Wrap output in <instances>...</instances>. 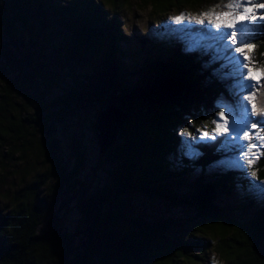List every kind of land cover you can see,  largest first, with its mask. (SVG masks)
<instances>
[{
	"label": "trees",
	"instance_id": "trees-1",
	"mask_svg": "<svg viewBox=\"0 0 264 264\" xmlns=\"http://www.w3.org/2000/svg\"><path fill=\"white\" fill-rule=\"evenodd\" d=\"M134 1L151 16L211 2ZM60 2L0 0V264H202L209 252L220 264H264L255 194L215 202L252 185L251 172L208 177L220 158L216 141L197 143L198 157L185 159L176 135L210 120L217 97L227 96L218 75L199 66L206 58L168 40L163 60L125 64L134 56L121 46L128 37L118 17L130 0ZM254 53L264 67V35ZM252 102L264 108V81ZM107 104L125 117L100 152L96 120ZM254 168L264 180V149ZM7 172L18 182L8 185ZM138 193L191 215L144 219L132 201Z\"/></svg>",
	"mask_w": 264,
	"mask_h": 264
},
{
	"label": "rangeland",
	"instance_id": "rangeland-1",
	"mask_svg": "<svg viewBox=\"0 0 264 264\" xmlns=\"http://www.w3.org/2000/svg\"><path fill=\"white\" fill-rule=\"evenodd\" d=\"M256 2H260V0H256ZM59 3L62 4L63 2ZM229 3H235V0H211L209 4L205 3L206 5L198 6L194 10H187L184 9L179 12L170 13L168 12L166 15L165 13H162L158 8L154 11V16H151L149 7L145 5H141L134 0H130V3L126 5L125 11L123 9L119 10V17L118 20L122 24L121 30L122 34L126 35L128 37L127 44L121 43V46L125 51H132L134 58L130 59L127 58L130 53L125 54V57L122 59L123 62L131 63V61L138 62V64L142 63L144 59H157V60H163L168 52L169 49H167L166 44H169V41L174 42V48H178L179 51L184 53H193L206 58V63H202L200 60L198 61L199 66L202 69H207L212 73L213 75H218V78L222 80V82H218L219 84H222V87L225 89L227 96H223L226 100L229 102H234L235 97L233 95V92H231L230 86L235 83V79L230 76H226V73L230 72L231 69L228 67H225V61L219 58H216L217 53L214 47H212L210 44L206 42V37L203 33H201L199 30L202 28L210 27L208 25L209 19H223L224 21H228L231 19V17H224L220 18L218 15H214L212 17L203 16L202 13H206L209 10H212L215 14L225 13V12H234L235 9H229L226 7ZM242 11V9H241ZM251 11V9H250ZM162 13V14H161ZM181 13L186 14V18L181 21V23L177 24L174 19H170L172 17H176L181 15ZM264 13V9L257 10V16L259 14ZM202 19L204 20V24H198L196 23L195 19ZM239 21H244V17L242 15H238L236 17ZM255 23H260L259 19L255 21ZM239 26V25H238ZM165 30V31H164ZM215 31V29H213ZM221 30H227L232 31V29H221ZM260 37V36H259ZM176 39L178 42H175L174 39ZM259 38L254 39L251 41L253 47L251 49L245 48L244 54L241 53V60H243L244 64L247 65V67L243 68L242 71L246 77V79L243 81V83L251 85L252 89L251 92H244L245 96L251 95L252 101L256 98V90H258V87L262 85V82L264 81V67L259 65L254 60V50L256 48V41H258ZM143 41V43L139 41ZM169 40V41H168ZM231 42V41H229ZM179 43V46L178 44ZM239 46V44H233L232 47L235 48ZM237 55V53H236ZM138 58V61L136 59ZM211 64V66H210ZM249 68L251 69V76H248ZM61 72V69H59ZM209 77L211 75L208 73ZM219 81V80H218ZM262 81V82H261ZM260 84V85H259ZM35 86H38L36 84ZM53 95V92H52ZM221 96H218L215 100V105L217 106V101ZM249 102L248 100H244V103L248 105L249 111L253 108L254 102ZM219 108V107H218ZM261 109V108H257ZM88 113L90 115H87L86 117L92 116V109H87ZM223 110L219 108V111H217L216 115H211L210 120L206 121L204 120L202 123L198 124L196 127L192 128V136L188 135H182L184 129L182 127L176 128V135L179 138L180 146H182L183 149V156L185 159H194L195 157H190L186 154L184 141L192 139V137L199 138L203 132L207 131L210 134L216 132V124L217 123H223V120L219 117L218 113ZM111 112V111H110ZM83 115V112H82ZM207 117V115L205 116ZM104 118V117H103ZM225 118L227 117V112H225ZM252 120H264V114H255L252 117ZM58 124V123H57ZM86 124V121H82V124L80 126H83ZM231 124V120L229 119V125ZM187 127L191 126V123L187 121ZM188 132L189 129H187ZM249 140H241L242 144L248 145V144H255L256 147L252 149V154L248 156H241V159L244 163V168L248 172H253L255 167L256 159L258 158L260 151L262 153L264 149V125L258 124L255 128L249 129ZM89 137V135H88ZM217 139H222V136L216 135L215 140H211V137H204L205 141H208L206 143H199L200 145H206V144H212L213 142L217 141ZM91 148L89 152H92L91 158L92 161L94 160L95 153H97V145L96 143H90ZM199 152V151H198ZM89 155V156H90ZM218 155L220 158L216 161L210 163L208 166L206 172L204 175L208 177H213V173L215 174L216 170H241L238 168H230L225 167L220 164H218V161H221L225 159L227 156L232 155V153H223L218 151ZM252 159L254 160V163L252 165L247 164V160ZM243 171V170H242ZM255 172V171H254ZM192 177H198L200 172L195 169L192 171ZM103 174V172L101 173ZM99 173V175H101ZM98 175V176H99ZM249 175V174H247ZM251 176V175H250ZM191 177V178H192ZM19 178L14 177L7 172L6 174V183L8 185H11V182H18ZM253 180L256 181L255 177H252L251 183H253ZM264 180L256 181L257 183ZM239 190V189H238ZM0 191H3L1 188ZM237 192H240V195L245 194L246 197H250V195H254L256 198V203L258 205H255L256 207H262L264 206V195L261 194L260 190L253 187V184L250 186H247L245 190H239L236 191L234 195L227 196L224 194H218L215 202L217 204H223V203H229L230 205H234L235 197L237 196ZM133 204L134 207L138 210V213H140L142 218L148 219L151 218L154 215H160L161 217H169V218H176L178 220H182L183 218L188 217L191 215V210H189L184 205H178L173 206L168 201L160 200L158 197H150L147 194L138 193L132 195ZM240 198V196H239ZM254 206V207H255ZM0 207H2L0 203ZM252 208V207H251ZM253 209V208H252ZM192 251V250H191ZM202 264H220L219 260L217 259V256L214 252H209L207 256L204 258V261Z\"/></svg>",
	"mask_w": 264,
	"mask_h": 264
},
{
	"label": "snow or ice",
	"instance_id": "snow-or-ice-1",
	"mask_svg": "<svg viewBox=\"0 0 264 264\" xmlns=\"http://www.w3.org/2000/svg\"><path fill=\"white\" fill-rule=\"evenodd\" d=\"M226 7L235 9V11L215 14L212 10H209L206 13H202V15L207 17L218 15L220 18L231 17L230 20L209 19L208 25H210V27L202 28L199 31L206 37V42L215 48L217 53L216 58L224 60V66L231 69L230 72L226 73V76L235 79V83L231 85L229 89L233 92L235 100L234 102H229L221 96L217 101V106L223 109L218 113L223 123L216 124L215 133L210 134L205 131L199 138L192 137V139L184 141V146L186 154L190 157H195L199 155L195 147L197 143L208 142L204 140V137H211V140H215L216 135H220L222 139L216 141L218 145L217 150L223 153H232V155L218 161V164L225 167L238 168L247 173L241 156L252 154V149L255 148L256 145H245L241 143V140L250 139V128H255L258 124L264 125V120H252L251 118L255 114H264V108L257 109L253 105V108L249 111L248 105L244 103L245 99L249 102L252 101L251 95H244V92H251L252 86L243 83L246 77L242 69L247 67V65L244 64L243 60H241L236 53H241L243 55L245 48L251 49L253 47L251 43L252 40L259 38L260 35H264V13L257 16V10L264 9V0H260V2H256V0H235V3H229ZM238 15H242L244 21L237 20L236 17ZM185 18L186 14L181 13V15L170 19H174L175 22L179 24ZM191 19H195L198 24H204V20L202 19ZM257 19H259L260 23H255ZM213 29H215V31ZM221 29H232V31ZM237 43L239 46L233 48L232 45ZM248 76H251L250 68ZM225 112H227L228 118H225ZM229 119L231 120L230 125ZM182 135L192 136L187 129H184ZM253 163L254 160H247L249 166ZM250 175L254 178L256 173L253 171ZM253 187L259 189L261 194L264 195V181L257 183L253 180Z\"/></svg>",
	"mask_w": 264,
	"mask_h": 264
},
{
	"label": "water",
	"instance_id": "water-1",
	"mask_svg": "<svg viewBox=\"0 0 264 264\" xmlns=\"http://www.w3.org/2000/svg\"><path fill=\"white\" fill-rule=\"evenodd\" d=\"M124 117V113H121L117 108L109 104L98 112L96 120V138L100 147V152H103L107 146L113 142L116 135V128L121 125ZM106 120L109 121L108 125L105 122Z\"/></svg>",
	"mask_w": 264,
	"mask_h": 264
},
{
	"label": "bare ground",
	"instance_id": "bare-ground-1",
	"mask_svg": "<svg viewBox=\"0 0 264 264\" xmlns=\"http://www.w3.org/2000/svg\"><path fill=\"white\" fill-rule=\"evenodd\" d=\"M113 113H114V112H113ZM112 117H113V116H112ZM105 122H106L107 125L109 124V121H108V120H106ZM107 125H106V126H107Z\"/></svg>",
	"mask_w": 264,
	"mask_h": 264
}]
</instances>
